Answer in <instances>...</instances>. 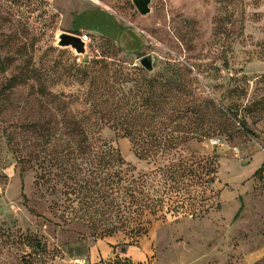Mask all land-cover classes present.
Returning a JSON list of instances; mask_svg holds the SVG:
<instances>
[{"label":"rangeland","instance_id":"374dc122","mask_svg":"<svg viewBox=\"0 0 264 264\" xmlns=\"http://www.w3.org/2000/svg\"><path fill=\"white\" fill-rule=\"evenodd\" d=\"M149 8L142 15L133 0H0V264L28 256L37 264H102L114 252L148 264H264V176L252 174L264 147V0H150ZM64 29L89 37L84 55L56 45ZM147 54L152 73H167L170 65L187 69L195 97L207 102V119L218 124L173 157L213 160L216 172L191 167L186 187L206 191L190 211L148 213L142 234L97 233L86 221L55 212L53 204L63 209L68 198L77 211L82 198L63 193L67 174L21 170L5 135L29 141L26 152L36 153L26 125L47 116L39 84L22 81L29 63L56 57L82 65L103 57L144 69L139 58ZM54 108L49 117L60 119ZM106 137L135 173L151 168L127 137ZM215 137L218 146L211 145ZM209 179L215 182L204 183ZM108 215L115 220L114 208Z\"/></svg>","mask_w":264,"mask_h":264},{"label":"trees","instance_id":"16d2710c","mask_svg":"<svg viewBox=\"0 0 264 264\" xmlns=\"http://www.w3.org/2000/svg\"><path fill=\"white\" fill-rule=\"evenodd\" d=\"M28 65L22 81L33 79L39 84L41 115L47 116L26 125L35 135L36 153L26 152L29 141L21 144L10 132L5 137L21 170L37 166L43 174L52 168L67 174L69 184L63 186V193L82 198L77 211L75 200L68 198L70 203L63 209L54 203L60 217L82 219L97 233L128 228L142 234L146 231L144 215L184 214L191 209L188 205L205 198L206 189L192 190L183 181L192 175L193 165H208L215 173L216 163L172 155L185 150L190 141H199L218 129V124L206 117L207 102L195 97L187 69L170 65L167 73L155 74L103 57L82 65L56 57ZM56 85L65 90H52ZM53 108L60 119L49 117ZM109 133L127 137L136 156L151 168L135 173V168L108 141ZM258 172L264 176V158L253 174ZM207 181L215 182L209 179L204 183ZM55 189L54 185L52 192ZM111 208L115 211L114 221L108 219ZM132 221L136 222L134 227ZM101 262L148 264L118 252ZM21 264L37 262L28 256Z\"/></svg>","mask_w":264,"mask_h":264},{"label":"water","instance_id":"95a60500","mask_svg":"<svg viewBox=\"0 0 264 264\" xmlns=\"http://www.w3.org/2000/svg\"><path fill=\"white\" fill-rule=\"evenodd\" d=\"M149 3L150 0H133L135 8L142 15L150 12ZM56 45L60 47H69L74 50L76 54L84 55L86 53L87 42L78 34L61 31L56 36ZM139 63L148 72H153V56L151 54L140 57ZM37 246H39L38 243Z\"/></svg>","mask_w":264,"mask_h":264},{"label":"built area","instance_id":"2783aa9c","mask_svg":"<svg viewBox=\"0 0 264 264\" xmlns=\"http://www.w3.org/2000/svg\"><path fill=\"white\" fill-rule=\"evenodd\" d=\"M81 37L83 38V40L88 42L87 41L88 36H81ZM220 143H221V141H220V138H218V137H215V138L211 139V145L212 146H218V145H220ZM235 151H236V149H235ZM262 154H263V158H264V147L262 148Z\"/></svg>","mask_w":264,"mask_h":264},{"label":"crops","instance_id":"0c3cea01","mask_svg":"<svg viewBox=\"0 0 264 264\" xmlns=\"http://www.w3.org/2000/svg\"><path fill=\"white\" fill-rule=\"evenodd\" d=\"M64 31L69 32V31H67V29H64ZM69 33H71V32H69ZM74 34H76V33H74ZM78 35H80V36H85V34H84V35H83V34H78ZM259 167H260V166H259ZM259 167H258V168H259ZM258 168H257V169H258ZM254 172H255V171H254ZM254 172H253V173H254ZM253 173H252V174H253ZM132 260H133V259H132ZM133 261H134V260H133Z\"/></svg>","mask_w":264,"mask_h":264}]
</instances>
